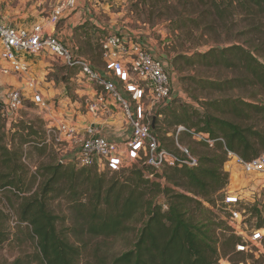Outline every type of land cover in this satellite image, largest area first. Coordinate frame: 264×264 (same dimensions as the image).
I'll list each match as a JSON object with an SVG mask.
<instances>
[{
	"label": "trees",
	"instance_id": "trees-1",
	"mask_svg": "<svg viewBox=\"0 0 264 264\" xmlns=\"http://www.w3.org/2000/svg\"><path fill=\"white\" fill-rule=\"evenodd\" d=\"M199 3L214 11L211 15L213 25L223 23L229 27L236 23L234 17L243 15L250 23L248 29L258 26L255 31H260V27H264V0H199ZM172 23L180 22L173 20ZM213 25L206 27L212 30ZM258 40L256 46L212 47L207 52H193L190 56L180 53L173 63L183 59L192 65L202 62L213 63V67L242 66L248 72L245 81L253 77L264 88V39ZM242 79L227 78L223 82L200 80L198 84L202 89L208 84L220 94L243 88L245 82ZM191 98L199 107L176 105L174 101L170 103L171 108L168 106L169 120L167 113L159 112L161 117L165 115L163 126H185L225 142L218 143L209 155L200 156L197 168L166 169L162 174L161 177L173 185L186 187L192 196L175 193L172 188H163L145 178L144 172L148 170L145 167L120 173H99L95 168L78 169L57 164L48 167L49 180L44 192L23 198L17 210L19 221L28 224L32 231L36 255L31 263L17 258L12 264H80L83 253L91 245L89 241L118 239L133 232H136V239L131 249L109 262L99 259L89 264H218V235L216 238L212 227L196 223L190 216L204 209L201 199L214 207L213 198L227 188L230 178L224 171L227 151L245 161L264 154V126L261 124L264 122V104L249 102L247 97L222 101ZM229 110L234 116L227 115ZM159 119L155 122L157 135L161 130L158 129ZM248 120L253 123L248 124ZM18 126L21 129H17V134L22 142L13 150L0 145L1 166L7 170L0 174V184L20 195L16 189L24 180V166L21 164L24 145L46 149L33 145L40 141L42 132L35 131L31 123L23 120ZM108 174H112L113 180H107ZM51 194L55 197L65 195L71 205L72 226L63 231L58 227L60 217L48 206ZM161 194L168 198L166 212L155 200ZM193 206L196 208H191ZM138 225L141 227L137 229ZM263 227L264 221L257 226L258 229ZM8 237V233L1 229L0 245L8 241ZM225 239V253L233 249L234 255H244L236 252V246L242 241L240 238L231 234Z\"/></svg>",
	"mask_w": 264,
	"mask_h": 264
},
{
	"label": "built area",
	"instance_id": "built-area-1",
	"mask_svg": "<svg viewBox=\"0 0 264 264\" xmlns=\"http://www.w3.org/2000/svg\"><path fill=\"white\" fill-rule=\"evenodd\" d=\"M77 5V0H58L46 23L30 29L0 21V85L1 79L8 77L23 83L0 97V119L6 125L19 123L25 102L32 97L34 105L45 116L42 138L33 145L52 153L57 165L95 168L99 173H120L132 164L152 170L150 177L162 176L166 169L197 168L199 158L180 143L182 133L209 149H215L218 143L225 144L221 138L214 139L210 134L179 126L175 132L176 151L162 146L153 123L161 117L156 110L169 106L175 93L173 74L167 63L139 40L124 34H110L101 41L104 71L99 70L56 35L63 15ZM43 53H48L68 71H78V75L71 77L73 82L79 85L82 78L97 88V93L83 102L85 113L59 111L58 104L47 99L45 85L55 81H48L49 75L41 79L34 74L29 61ZM109 131L112 133L108 134ZM28 147L31 144L25 146L22 159L27 165ZM227 166L238 168L249 178L250 193L227 188L211 209L221 211L230 232L242 240L236 252L249 253L255 249L254 257L258 259L264 254V228L249 224L247 208L256 202L248 197L253 195L259 199L264 191V154L245 161L227 151L224 168L231 175ZM260 202L264 205L263 200ZM160 204L168 210L167 204ZM218 264L230 262L220 258Z\"/></svg>",
	"mask_w": 264,
	"mask_h": 264
},
{
	"label": "rangeland",
	"instance_id": "rangeland-1",
	"mask_svg": "<svg viewBox=\"0 0 264 264\" xmlns=\"http://www.w3.org/2000/svg\"><path fill=\"white\" fill-rule=\"evenodd\" d=\"M17 1L15 0L12 6L17 5ZM57 1L23 0L20 13L18 15L11 14L9 19L3 18L5 16V9H2L0 6V21L25 27L45 24L53 8L58 4ZM85 5L93 6L90 10L95 20L78 25L73 30L72 40L67 43L71 45L73 51H76V54L78 53L80 56L89 58L99 70L104 71L101 56V41L105 37L110 34H124L136 40L138 38L134 37V34H139L143 31L148 34L147 38L150 42L161 48L160 53L166 57L163 60L167 63L168 68L173 74L175 93L170 103L175 101L176 105L189 104L199 107L198 103L191 98V96H194L195 98L208 101L235 100L247 97L246 99L249 102L264 104V88H262L259 82H255V78L253 77L245 81L248 72L242 66L237 67L236 65V68L225 66L213 67L212 62V65H209L210 63H204V65L202 62L192 65L183 59L173 63L180 53L190 56L193 52H207L212 47L224 48L238 44L246 47L256 46L259 42L258 39H264V27H260L262 28L260 31H255L258 26L248 29L250 23L245 21L243 15L234 17L236 23L225 27L223 23L213 25L214 19L211 18V15L214 14V11L208 5L202 6L199 0H85ZM228 19L230 20L231 18ZM173 20L180 23H172ZM62 22L57 25L56 30H59L63 26ZM208 24L213 25L212 30L206 27ZM243 33L246 34L243 35ZM64 42L66 43V41ZM262 51L264 52V46L262 47ZM29 60L32 62L37 60L46 64L44 67L47 66V69L49 68L53 71L50 77L55 79L56 86L63 87L62 77L70 71L62 67L60 62L54 60L48 53L31 57ZM70 73V76H67L64 82L68 84L69 94L74 98L75 85L77 86V84H72L68 80L70 77L78 75V71H71ZM101 74L103 76L106 75L105 72H101ZM227 78H243L242 82H245L244 87L219 94L208 84H206L205 89H202L198 84L200 80L223 82ZM81 81L82 85L92 86L97 91L94 85L82 78ZM25 104L26 108L20 114L21 119L24 118V120H27L24 121L22 119L24 122L31 123L35 127V131L42 132L45 124L42 121L45 119L44 114L33 105L32 97L27 99ZM82 105L83 107L85 106V104ZM167 107L156 110V113H167L169 120L171 116L169 112L171 104H169L170 108ZM82 113L85 112L83 111ZM227 115L232 116L233 114L230 111V114ZM160 118L158 129L161 130L158 131V135L166 148L176 151L175 135L173 133L176 131V127L163 126V122L166 120L165 115ZM247 123L252 124L253 121L248 120ZM261 124L264 126V122H261ZM19 128L18 124L8 126L3 121H0V145L13 150L17 144L22 142L19 134H17V129ZM164 129L166 131L163 132ZM111 133V131L108 132V134ZM120 134L121 131L117 133V135ZM180 143L188 147L199 159L200 156L209 155L212 150L204 144L193 140L190 135L188 137L185 136L184 133L180 135ZM23 148L25 154V145ZM26 152L28 153L29 162L28 165L21 162L24 166L22 169L24 180L16 189V192H19L20 195L15 194L10 188L4 189L1 186L2 184H0V230H5L9 236L8 241L0 245V264H12L17 258H22L26 262L31 263L37 252L36 241L32 236V231L28 224L19 221L17 210L23 198L32 196L37 192H44L45 184L49 180L47 168L56 165V158L47 150H40L36 147L34 148V146L28 147ZM141 167V165L132 164L127 170L131 171L136 168L140 169ZM227 167L232 171L227 186L228 190H247L246 192L250 193L248 190L250 186L249 178L241 174L238 168ZM5 171L7 170L1 166L0 156V174ZM224 171L227 173L225 168ZM152 173V170L146 169L144 172L145 178L160 184L163 188H172L175 193H185L192 196L186 187L173 185L168 180H164L161 176L155 174L153 177H150ZM228 174L230 173L228 172ZM106 178L107 180H113L112 174H108ZM261 193L259 199H255L253 195L248 197L247 194L248 198L256 201L250 204V208H247L248 222L253 227H257L264 221V205L261 202L259 203V200L264 201V191H261ZM219 196V194L216 195L213 198V202L216 203V199ZM155 200L168 206V198L164 194L159 195L157 198L155 197ZM201 201L203 202L202 208L204 209L194 213L190 217H193L196 223L212 227L216 238L218 235L220 239V258L227 259L230 264H264V254L257 259L254 257L255 249L241 256L234 255L233 249L225 253V238H228L232 233L223 219L222 212L216 209L212 210L209 203L204 202L202 199ZM48 206L56 216L60 217L58 227L61 231L72 226V213L69 210L71 205L65 195L55 197L51 194ZM191 208L196 207L193 206ZM162 211L166 212L167 210L162 208ZM258 211L261 214H258ZM134 226H136L135 223ZM140 227L141 225H138L137 229ZM135 239L136 232H133L118 239L89 241L91 245L83 253L80 264L93 263L99 259L109 262L123 252L131 249Z\"/></svg>",
	"mask_w": 264,
	"mask_h": 264
},
{
	"label": "crops",
	"instance_id": "crops-1",
	"mask_svg": "<svg viewBox=\"0 0 264 264\" xmlns=\"http://www.w3.org/2000/svg\"><path fill=\"white\" fill-rule=\"evenodd\" d=\"M14 1L15 0H9V1L7 0L6 2H2L0 0L1 8L5 9V11H4L5 16L3 18L9 19L11 14L18 15L20 13L21 3L23 2V0H18L17 1L18 4L15 6H12ZM77 1H78L77 8L74 10H70L63 15V17L61 19V21H63L62 22L63 26L60 27L59 30H56V35L58 36V38L65 45H67L69 48H71V45L68 44L67 42L72 40L71 38L73 37V30L78 25H83L85 22H93L95 20L93 15H92V12L90 10L91 7H93V6L85 5V0H77ZM57 3H58V1H57ZM56 6L57 5H55V7ZM61 21H60V23H61ZM95 23L97 24L96 21H95ZM13 26L18 27V28H29L30 29L36 25H34L32 27H25V26H21V25L20 26L13 25ZM147 36H148V34L144 33L143 31L140 32L139 34H137V33L134 34V37L138 38L137 40H139L142 44H144L146 47H148V49L151 50L156 56L161 57L162 59L165 60L166 57L160 53L161 48H159L157 45H154L152 42H150L148 40ZM64 41H66V43ZM74 52L76 53V51H74ZM85 58H87V57H85ZM87 59H89V58H87ZM29 61L32 65V71L38 77L43 79L45 75H49L48 81L50 79H54L53 77H50L51 74L53 73V71L50 70L49 68L47 69V66L44 67V65H46V64H44L43 62L37 61V60H34L33 62L31 60H29ZM94 66L96 67V65H94ZM103 67H104V63H103ZM45 70H47V71H45ZM47 72H49V73H47ZM69 74H70V72H68L67 74H65L62 77L63 87L62 86L57 87L55 82L54 83L49 82L48 84H46L45 90H44L45 96L47 97V99L54 100V102L56 104H58V106H59L58 110L59 111H65L66 113H69L71 111L73 113L80 115V111H82V109L84 111L82 104H83L85 98H87L89 96L93 97L97 93V91L94 90V88L92 86H84L82 84L78 85V83H76L77 86L75 85L76 90L74 93V98L71 97L69 94V90L67 88L68 84H66L64 82L65 79H67V76L68 77L70 76ZM54 81H55V79H54ZM68 81L72 84L75 83L71 80V77L69 78ZM1 82L2 83L0 85V97H2L5 93H7L8 90L10 91L13 88L14 89L19 88L23 85V83H20L18 79L11 78V77L3 78V79H1ZM22 119L24 120V118H22ZM24 121H27V120H24Z\"/></svg>",
	"mask_w": 264,
	"mask_h": 264
},
{
	"label": "water",
	"instance_id": "water-1",
	"mask_svg": "<svg viewBox=\"0 0 264 264\" xmlns=\"http://www.w3.org/2000/svg\"><path fill=\"white\" fill-rule=\"evenodd\" d=\"M155 127V123H153V128Z\"/></svg>",
	"mask_w": 264,
	"mask_h": 264
}]
</instances>
